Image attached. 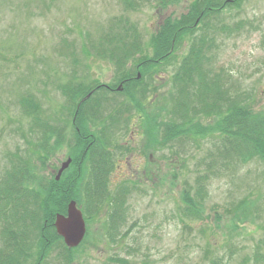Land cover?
Masks as SVG:
<instances>
[{"label":"rangeland","instance_id":"obj_1","mask_svg":"<svg viewBox=\"0 0 264 264\" xmlns=\"http://www.w3.org/2000/svg\"><path fill=\"white\" fill-rule=\"evenodd\" d=\"M132 1L134 8L127 9L129 5L122 0H0V180L12 161L28 159V155L33 158L36 150L41 152L35 160L36 172L43 182L57 179L62 165L72 161L82 147L85 153L80 154L76 166L71 162L76 172L89 168L92 159L86 158V152L91 146L98 145L104 153L108 150L112 161L107 187L101 186L109 192L106 200L103 195L96 198L87 193L94 191L93 184H70L60 194L65 199L74 196L86 221V239L74 252L64 241L52 238L48 232L50 220L39 218L48 184H29L34 194L29 192L27 197L44 198L26 200L33 213L39 211L35 225L24 235L33 242L27 264H122L117 258L135 264H208L204 257L208 239L227 264H238L246 257H251L248 264H264L255 262L254 257L257 252L264 254V166L259 161L210 181L206 219L188 223L191 228H186L178 216L181 192L187 184H195L199 159L207 154L211 138L163 145L157 142L163 131L158 134L154 128L173 116L172 97L177 90L171 88L172 77L187 55L190 40L175 52L172 64L157 67V73L154 69V78L139 83L132 94L115 92L122 86L123 73L115 70L112 51L106 49L118 47L116 42H106L109 26L123 18L122 27L113 29L121 37L128 29L124 21L136 26L137 41L145 46L147 54L152 52L149 44L164 20L189 14L199 0H174L167 7L161 0ZM223 21L244 25L235 34H218L210 29L216 34L211 45L215 48L209 53L215 73L223 77V85L232 88L234 100L237 97L254 107H264V0H243L212 24L219 28ZM202 27L200 23L195 33H202ZM132 31L129 28L127 36ZM67 87L68 97L64 93ZM29 96L38 104L33 105L37 113L26 114L21 105ZM80 108L82 115L76 126ZM202 119L210 121L209 117ZM40 124L39 137H44L45 143L42 148L34 143L38 135L32 133ZM150 130L153 135L148 134ZM47 143H51L50 148ZM250 190L260 191V217L228 237V217L217 221L214 211L223 213L227 203L240 200ZM113 200L123 204L126 216L125 224L113 228L112 233L125 234L117 236L123 237L117 243L107 236ZM33 213L26 216V221H32ZM3 224L0 219V250L8 247L1 237ZM201 227L206 229L205 236L200 233ZM18 236L14 234L11 239Z\"/></svg>","mask_w":264,"mask_h":264},{"label":"trees","instance_id":"obj_2","mask_svg":"<svg viewBox=\"0 0 264 264\" xmlns=\"http://www.w3.org/2000/svg\"><path fill=\"white\" fill-rule=\"evenodd\" d=\"M165 1L161 0V4L163 3L167 7L174 0ZM122 2H126L129 5L130 8L127 9L134 8L132 0H122ZM241 2L243 0H199L190 7L189 14L183 15L179 19L169 17L164 20L158 35L154 36L149 44L152 52L147 54L146 52L144 53L145 46H140V42L137 41L139 37L137 27L130 25L129 21H124L123 23L128 29L124 30L125 34L122 37L121 33L117 35L114 33L113 29L122 27L123 18L112 23L111 27L109 26L108 28L110 31H108L109 35H106L108 36L106 39L108 45L112 42L118 44L117 48H109L111 46H108L106 49H111L112 51L110 58L115 70L123 73L121 81L123 90H115V92H121V94L125 95L132 94V90L137 88V85L144 80H152L154 78L153 75H155L154 69L156 71L157 67L172 64L171 61L175 52L178 51L180 46L182 48L184 43L190 40L187 55L172 77L171 88L177 90V94L172 97L173 106L170 112L173 116L169 120H163L156 128L153 127L155 133L160 134L163 131L162 140L157 141L163 145L177 140L186 139L200 142L203 139L211 138L207 154L199 159L195 184L191 186L187 184L181 192L178 216L186 228H191L188 223L199 222L209 216L206 214V201L209 197L208 186L214 177L226 176L229 172H234L240 166L252 161H259L264 166V107H254L243 102L242 99H237V97L234 100L232 88L223 85L221 82L223 77L219 73H215L216 66L212 60L213 55L209 54L215 48V46L211 48V45L216 38V34L210 33V29L217 30L218 34H224L222 31L225 34L226 32L235 34L242 29L244 22L232 26L223 21L219 28L212 24L214 20H220L221 14H225L226 10L233 5L240 6ZM200 23L203 24V32L196 34L195 31L200 27ZM129 28L133 30V33L127 36ZM112 31L113 33L111 34ZM193 34H196V36L186 37ZM118 53H121V55L118 56ZM137 54L141 57L137 58ZM138 74H141L140 79H137ZM146 90L147 88L145 90L140 89L142 92ZM64 93L67 97L70 95L68 87ZM21 105L26 114L37 113V109L33 105L38 107V104L32 96L23 98ZM137 107L139 109L141 106L137 105ZM82 108L78 109L76 126L82 115ZM38 110L40 111V109ZM119 114L122 115V112H119ZM205 117H209L210 121H207V123L203 121L202 118ZM34 119L36 122L35 117ZM42 125L32 126L34 128L32 133L34 132V134L38 135V139L34 143H39L40 148H42V144L45 145L42 142L44 137L42 140L39 137ZM148 134L153 135L152 130ZM47 145L48 148L51 147V143H47ZM52 147L54 146L52 145ZM39 153L41 152L36 150L33 158L28 155L29 160L27 157H22L18 162L12 161L0 180V219L4 223L1 237L6 242V246H8L6 250H0V264H27L32 255L33 242L25 238L24 235L29 233L27 228L32 224L35 225L39 211L36 206L37 211L33 213L32 206L27 205L29 202H26V200L33 198L38 201L44 197H27L29 192L31 195L34 194L29 184H48L49 189L45 192L46 197L43 199L45 208L39 218L43 216V218L50 220V223L48 222V232L51 233L52 238H57L62 242L63 239L57 234L54 221L52 222V220L56 218L57 214H65L68 202L74 200V196L66 199L60 196L62 192H66L68 185L85 184L89 186L93 184L91 187L95 188L94 191L88 190L87 192L88 194L90 193L91 197L96 196L97 198L103 195V200L110 197L109 192H106L108 184L107 174H109L112 167V161L108 159L110 154L108 150L104 153V149H101L98 145L95 147L91 146L86 152V158L88 160L92 159V162L85 172H76L71 168V163L59 180L53 179L51 182H43V177L36 172L35 160ZM84 153L85 149L83 147L78 150V154L72 159L74 166H76V161L80 158V154L82 156ZM175 154L178 156L177 152ZM39 178L41 180L38 182ZM103 184H106V187L102 190L101 186ZM96 188L98 189L96 190ZM57 191H60V193L58 194ZM261 199L260 191L250 190L247 196L241 197L240 200L227 203L224 206L223 213L220 210H215L214 218L220 221L224 216L228 217L229 224L227 228L230 231L228 237H231L236 230L246 227V223H254L260 217ZM21 201L24 202L20 203ZM122 208V203H117L115 200L112 201L107 225V236L113 243L123 239V237L118 238L117 236L125 235L117 231L112 233L113 228L126 223V216ZM30 209L34 216L31 218L32 221L30 220L29 222L26 221V216L32 214L29 213ZM87 209L88 207L85 206L86 213H88ZM202 228H200V233H206V229ZM212 231H215V229L213 228ZM14 234H19L20 236L12 240L11 237ZM36 242L40 243L41 241L37 239ZM262 243L264 244V240ZM207 244L204 257L208 260V264H227V261L225 262V258L219 254V251L215 252L210 246L209 239ZM77 248L68 247L73 252ZM131 252L132 247H129L128 253ZM254 257L255 262H264V254L257 252ZM68 260L70 261L71 259ZM116 260L122 264H135L133 260L127 258H117ZM250 260L251 257H246L238 264H248Z\"/></svg>","mask_w":264,"mask_h":264},{"label":"water","instance_id":"obj_3","mask_svg":"<svg viewBox=\"0 0 264 264\" xmlns=\"http://www.w3.org/2000/svg\"><path fill=\"white\" fill-rule=\"evenodd\" d=\"M70 163L71 159L62 165L57 180H59L62 173L69 167ZM55 227L68 247H78L82 243L86 235V222L76 202L72 201L70 203L67 216L57 215Z\"/></svg>","mask_w":264,"mask_h":264},{"label":"flooded vegetation","instance_id":"obj_4","mask_svg":"<svg viewBox=\"0 0 264 264\" xmlns=\"http://www.w3.org/2000/svg\"><path fill=\"white\" fill-rule=\"evenodd\" d=\"M117 90V89H116Z\"/></svg>","mask_w":264,"mask_h":264}]
</instances>
